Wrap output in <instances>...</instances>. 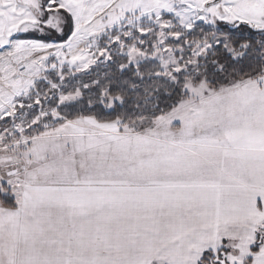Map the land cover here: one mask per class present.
I'll use <instances>...</instances> for the list:
<instances>
[{
	"label": "snow or ice",
	"instance_id": "snow-or-ice-1",
	"mask_svg": "<svg viewBox=\"0 0 264 264\" xmlns=\"http://www.w3.org/2000/svg\"><path fill=\"white\" fill-rule=\"evenodd\" d=\"M0 264H264V0H0Z\"/></svg>",
	"mask_w": 264,
	"mask_h": 264
}]
</instances>
